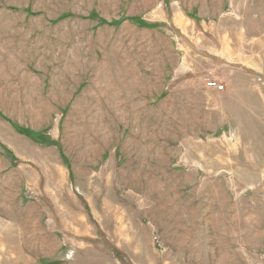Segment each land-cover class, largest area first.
Segmentation results:
<instances>
[{"label":"rangeland","instance_id":"374dc122","mask_svg":"<svg viewBox=\"0 0 264 264\" xmlns=\"http://www.w3.org/2000/svg\"><path fill=\"white\" fill-rule=\"evenodd\" d=\"M0 264H264V0H0Z\"/></svg>","mask_w":264,"mask_h":264},{"label":"built area","instance_id":"2783aa9c","mask_svg":"<svg viewBox=\"0 0 264 264\" xmlns=\"http://www.w3.org/2000/svg\"><path fill=\"white\" fill-rule=\"evenodd\" d=\"M208 87L211 89H217V90H221L222 87L218 86L217 83L213 82V83H207Z\"/></svg>","mask_w":264,"mask_h":264},{"label":"trees","instance_id":"16d2710c","mask_svg":"<svg viewBox=\"0 0 264 264\" xmlns=\"http://www.w3.org/2000/svg\"><path fill=\"white\" fill-rule=\"evenodd\" d=\"M116 23V22H115Z\"/></svg>","mask_w":264,"mask_h":264}]
</instances>
